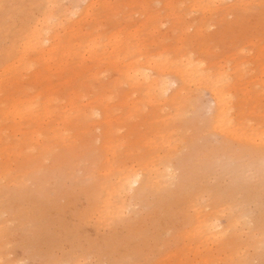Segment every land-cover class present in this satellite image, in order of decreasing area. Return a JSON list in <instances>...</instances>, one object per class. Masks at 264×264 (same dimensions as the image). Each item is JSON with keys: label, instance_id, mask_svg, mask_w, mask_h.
<instances>
[{"label": "rangeland", "instance_id": "1", "mask_svg": "<svg viewBox=\"0 0 264 264\" xmlns=\"http://www.w3.org/2000/svg\"><path fill=\"white\" fill-rule=\"evenodd\" d=\"M112 1L120 5L113 16L115 20L130 15L120 33L122 37L132 34L128 45L122 40L108 38L116 30L110 20H106L109 13L103 11L100 4L93 5L94 16L83 18L90 0H57L48 9L54 27L46 28L48 25L42 23V18L39 22V27H44L40 34L42 48L22 36L12 43V54L6 59V67L0 64V196L4 194L12 202L7 205L8 211L0 207V264H225L227 256L234 257V264H264V242L256 250L251 243L255 238H261V225L256 220L260 210L264 209V183L258 181L262 177L255 171L250 173L245 164L247 159L239 155L236 143L222 142L219 132L220 135L198 134L214 112L210 88L220 89L221 84L214 85L213 78L202 77L198 72L189 73L177 61V56L167 53L166 56L173 60L171 70L174 72L168 74L173 85L181 84L182 77L186 81L185 98L195 87L201 94L200 100L182 115L186 121L184 127H188L183 130L184 134L173 128V121L168 126L172 136L153 135L147 124L152 118L151 108L145 104L140 107L145 121L134 117L127 121L123 119L122 124L112 126L110 130H105L101 124H93L95 118L83 119L86 113L82 111L91 110L102 122V107L108 109L111 105L116 117L128 112V106L118 104L114 98L113 82L118 83L119 93L128 102L138 98L139 93L133 92L126 75L117 73V65L126 64L129 77L135 81L133 85L142 90L146 85L144 75H156L157 68L150 62L161 61L162 57L153 55L158 48L148 40H135L136 36H144L140 25L145 16L142 5L147 12L156 14L152 24H148L154 30L153 39L163 40L168 45L179 33V28L173 26L165 13L163 0ZM175 1L182 25L202 15L200 9L189 7L181 0ZM230 1L214 0L211 5L214 8L220 5V14ZM42 6L46 8L44 1ZM240 9L232 7L225 13L232 27L220 40L229 42L232 32H241L242 39H251L249 43L237 40L228 44L230 48H224L230 54L237 50H233V46L238 47L236 56L243 62L245 56L253 52L252 41L256 46H264V0H246ZM236 16L240 18L235 19ZM94 17L103 19L100 29ZM203 29L209 37L217 32L216 25L210 23ZM186 30L191 32L193 27ZM91 40L96 43L91 45ZM220 40L211 43L217 44L216 51L222 54ZM53 43L57 44L58 50L49 55ZM183 47L192 59L197 57L198 53L189 41ZM226 65L229 69L233 60H228ZM243 66L251 64L247 62ZM135 75L141 79H136ZM229 81L226 91L230 99L227 105L229 120H223L221 129L228 135H235L241 129L228 123L236 122L240 117L239 109L248 105V96L259 95L258 103L241 110L246 115L244 120L252 105L253 114L264 116V92L261 87H254L249 94L243 95L238 87H232L231 75ZM189 83H196V86ZM101 84L105 88L103 95L99 94ZM170 94L171 89H168L163 97L168 99ZM106 98L109 100L103 101L100 107L94 106L96 101ZM159 112L170 115L174 110L163 105ZM128 122L135 129L132 135L126 126ZM154 124L161 125L160 121H154ZM76 128L81 130L80 134ZM135 134L147 137L141 143V136ZM107 136H111L113 147L102 143ZM210 142L233 150L220 154L216 161L209 159ZM107 154L115 156L118 162L109 173L104 164ZM141 160L144 163L140 167L145 172L151 173L156 180L164 174L166 184L154 194L146 193L144 199L138 201L135 200L138 183L121 185L115 182L111 186L108 180L119 173L121 163L137 167ZM259 187L262 194L256 190ZM235 189L241 192L237 206L245 224L242 229L240 225L229 229L226 217L218 215L215 220L218 238L208 240L206 237L210 233L204 231L203 221L212 211L211 201L217 199L234 204L230 200L237 194ZM198 195H201L200 199ZM14 197L28 208L34 205L36 210L40 204L47 210L51 208L54 218L67 222V231L71 232L68 242L58 243L60 245L56 244L54 248L48 246L49 250L45 248V251H34L33 243L20 244L17 240L21 236L16 230L20 227L12 218V209L18 206ZM77 214H84L85 219L79 221ZM29 226L26 225L24 231H29ZM55 227L54 224V241L59 238ZM131 228L135 229V234H129ZM124 235L132 236L128 239ZM44 242H40L42 249Z\"/></svg>", "mask_w": 264, "mask_h": 264}, {"label": "bare ground", "instance_id": "2", "mask_svg": "<svg viewBox=\"0 0 264 264\" xmlns=\"http://www.w3.org/2000/svg\"><path fill=\"white\" fill-rule=\"evenodd\" d=\"M43 1L46 3L47 9L44 6H42ZM56 1L57 0H0V64L3 65L4 68L6 67L5 62H6L7 57H9L12 54V47H13L12 43H14L18 38L25 36L28 39V41L32 40L34 45L39 46L40 49L42 48L40 34L42 33V30L44 29V27H39V22L42 18L43 19L42 23L48 25L46 28L54 27V24H52L51 21L49 20L51 18V15L48 13V9L50 7H53L54 2L56 3ZM131 1H135V0H131ZM139 1L141 3H144L146 0H139ZM212 1L214 0H181V3L188 4L189 7L198 8L202 12L201 16L194 18L193 20L189 21L188 24L186 25H182V21L180 20V17L176 12V1L175 0H163L164 2L163 7H164L166 15L170 18L171 22L173 23V26L179 28V33L176 36H174V38H172L173 39L172 43L168 45L163 43V40L158 41L157 39H153L154 30L152 28H149L148 24H152L154 18L156 17V14L147 12L145 5H142L141 7L145 11V16L142 20L143 22L140 23V25L143 29L144 36L142 37L136 36L135 40L137 41L138 40H143V41L148 40L150 44H155L156 47L158 48V51L153 55L154 56L158 55L162 57L161 61L154 60L153 62H150V65H155V67L157 68L156 75L152 77H148L150 74L144 75L146 77L145 79L146 85L144 89L142 90L140 86L133 85L132 82H135V81H132V78L129 77L130 72L128 71L129 68H126L127 65L126 64L117 65V69H116L117 73L122 74L123 76L126 75V79L130 81V86L133 92H136L137 94L139 93L138 98L136 100H132L131 103L128 102V99H126V97L122 96L119 93V90L117 88L118 83L113 82L114 98L117 100L118 104H123V103L126 104L129 108L128 112L125 113L123 116L116 117L112 112L113 105H111V107H109L108 109H105V107H102V119L104 118L102 122L98 121V119L95 116H93L94 114L90 112L91 110L82 111V113H86L83 115V119L88 120L89 118H95L93 124L97 123L96 124L97 126L101 124L103 125L105 130H110L112 126L116 127L122 124L123 119L127 121L129 118L134 117L137 119H141L142 121H145L146 118L145 116H141L143 114H141L142 109L140 108L141 104H145L146 106H149L151 108L152 118L147 120V124L149 128L152 129L153 135L172 136L171 134L172 130H170L168 126L173 121H174L173 128L179 129L180 132L184 134L185 133L184 131H186L188 127H184L186 121L183 120L182 115H184V112L187 109L195 105L200 100L201 94L198 91L197 87H195L196 83H189L188 85H194L195 88L190 90V93H189L190 95L187 98H185V94L187 93V91H185L186 81L182 77H181V84L173 85L174 81L168 75L174 72V70H171V63L173 60L166 56L167 53H170L173 56H177V61L180 62L185 67V69L189 71V73L194 74L195 72H198V74L202 77L213 78L212 83L214 85L217 86L218 84H221L222 86L220 89L218 87L210 88V95L214 101V112L212 113L211 118L209 117L207 119V122L204 125V127L198 131L199 136H208L210 134L220 133L222 142L232 141L236 143L238 146L237 151L239 155H243V157L247 159L245 161V164L246 166H248L250 173H253V171H255L258 176L262 177L258 181H260V183H264L263 182V179H264V116H260V115L256 116V114H253L254 105L250 106L251 109L248 114L249 116L246 120H244L246 115L242 114L241 112V110L246 108L249 104L251 105L252 103H258L259 95H256L254 93V95L248 96L250 103L248 102V105L246 107L241 106V108L239 109L240 117L236 120V122L228 123L234 128L241 129L239 133L235 135L233 134L228 135L225 131L221 129L223 120L225 119L227 121L229 120L227 116V110H228L227 105L230 99H229V96L226 94V91L228 89L227 86L230 82L229 81L230 75L232 76V79H233L232 87L233 88L238 87L243 92V95L249 94L254 89V87H261L262 91L264 92V46H256L257 44L255 45L254 42L252 41L251 43L253 44V47H252L253 52L247 54L245 56L246 60L243 62L240 61L236 56V54L239 52L238 47L233 46L232 47L233 50L237 49L236 52L227 54L224 51V48H230L228 46L229 43H234L237 40H241L242 39L241 36L243 33L232 32V39L229 42L220 40L232 27L229 23L230 21L226 19L225 13L227 12L228 9L232 7H234L235 9L238 8V10L241 11L240 8L245 6L246 0H232L228 2L226 4L227 7L224 8L225 11L220 13L221 15L218 14V10L221 8V6L216 5L215 8L212 7L211 5ZM94 4H100L103 11L107 10V12L109 13V16L106 18V20H110L111 24H113L115 27L116 31L112 35H110L108 38H111L113 40H122L125 45H128L129 42H131L130 37L132 34L128 33V34H125L124 37H122L120 33L123 32L125 28V23L130 19V15L125 17L123 20H115L113 16L118 13L120 5L115 4L112 0H90L88 5L85 6L86 9L83 13V18L94 16L93 9H92ZM239 18L240 16L235 17V19H239ZM94 19L97 22V26L100 29L103 25V19H100V17H94ZM20 21H23L22 24L20 23ZM208 23L214 24L217 27L216 29L217 32L214 33L211 37H209L208 33H206L203 29ZM19 24L20 26H18ZM189 26L193 27V30L191 32H187L186 30V28ZM262 30L264 31V27H262ZM217 40H220L218 44L222 45V48H223L222 54L216 51L217 44L211 43ZM242 40L245 43H249L251 41V39L249 40V39H246L245 37ZM188 41L189 43L193 45L194 50L198 53L197 57L194 59H192L191 56L188 55L187 52L184 50L183 45L184 43ZM94 43H96V40H91V45ZM57 50H58L57 44L53 43L49 49V55L52 52L53 53L56 52ZM44 59L46 58L44 57ZM228 60H233V65L231 67L229 65V69H227L228 66L226 65ZM247 62L250 63L251 66H243V64ZM135 77L138 80L141 79V76L135 75ZM246 77H248V79H245ZM168 89H171V94L169 98L166 99L163 96ZM104 90H105L104 84H101L99 94L103 95ZM108 100H109L108 98L104 100L100 99L96 101L97 103L94 106L98 108L102 105L103 101H108ZM109 104H112V101ZM163 105L171 106L174 112L170 113V115L168 114L160 115L159 110ZM238 106H240L239 102H238ZM243 113H245V110H243ZM248 120H250L251 122L247 123ZM154 121H160L161 125L154 124ZM143 123L146 125L145 122ZM126 126L129 132L131 133V135L134 134L135 129L132 127V124L128 122ZM76 129L77 131H79V134H80L81 130L79 128H76ZM149 134H152L151 131H149ZM135 136H141V139L139 141L141 143L144 141V138L147 137L145 135L142 136V134H138V135L135 134ZM254 136L255 138L252 139ZM103 139L104 141H102V143H105L106 145L113 147V142H112L113 140L111 136H107ZM135 140L138 141V138ZM115 143L117 144V142ZM73 148L75 149L76 146ZM209 148H210V152H209L208 157L209 159H212L215 161L217 160L220 154L230 153V150H233V149H230L229 147H223L221 144L219 145V144L211 143V142L209 143ZM112 149L113 148H110V150ZM127 149L128 147H126V151ZM199 153L200 152L198 151V154ZM143 163H144V160H141V162L137 164V167H133V165L124 166L121 163L120 166H118L119 173L113 174L112 175L113 179L108 180V183L111 186H113L112 184L115 182H119V184L121 185L127 184L128 182L138 183L137 187H135L138 190V192L136 193L137 195H136L135 200H138V201H139V198L143 200L146 193H153V194L156 193L157 191H159L160 189L164 187L163 185L166 184L165 182L166 176L161 173L160 176H158V180H156L154 176H150L151 173H149L148 171L145 172V170H143V168L140 167L143 165ZM104 164H105V169L109 173L118 164V162L115 156L113 155L108 156L107 154L106 161L104 162ZM86 169L87 168H85V170ZM92 169L93 168L91 167V171ZM245 178H249V176H246ZM251 184L252 182L250 183V186ZM106 187L107 189L110 188L109 186H106ZM235 190L237 194L234 196L232 200H230L234 204H231L229 202L223 203L222 201L217 200V199H213L211 201L210 204L213 205L212 211L206 214V218L203 221L204 231L210 233V236L206 237L208 240L214 241L215 240L214 238H218L217 237L218 234L215 230L216 229L215 220L218 215H223L226 217L227 226L229 229H234L235 227H238V225H240L239 227L242 229V226L245 224L242 215L238 212L239 208L237 206L239 202L238 199H241V197L239 196L241 192L237 189ZM247 190L248 189L244 190V193ZM256 190L259 192V194H262L261 187L257 188ZM131 192H133V190H131ZM214 192L217 193L216 191ZM198 198L200 199L201 195H198ZM191 199L193 202L192 197ZM35 200H38V199H35ZM14 202L18 203V206L12 209V211H14L12 218L18 221V226L20 228L18 229L16 225V228H17L16 230L18 231V235L21 236V237L18 236L20 239L17 240L18 237H16L15 240L19 241L20 244H23V243L32 244L33 243L34 251H37V250L45 251V248L49 250L48 246H50L51 248H54V245L58 243L62 244V243L68 242V236L70 237L71 232H68L69 230L67 231V228H66L67 225L65 224L67 222L61 221L59 217L54 218V211L50 210L51 209L50 205L47 206L50 208L49 210H47L48 208L46 209L45 206L41 204L38 205L37 209L35 210L36 206L34 207V205H32L31 207L28 208L24 206L22 202L18 200L17 197H14ZM8 203L12 204V202L10 201V198L5 197L4 194L1 195L0 196V207L3 208V210L8 211V208H7ZM260 211L261 212L258 214V218L256 222H258L261 225V232H260L261 238L260 239L255 238L251 242L252 247L255 250L259 249L262 243L264 242V209ZM64 212H66V210ZM70 213L68 210L69 215ZM77 218L79 221H82L85 219L84 214L80 216L79 214H77ZM54 224L56 226L55 230L59 234V238H57L56 241H54ZM26 225H30L28 228L29 231L27 230L24 231ZM73 227L75 226H72V228ZM12 228H15V227L13 226ZM125 230L127 231V229ZM134 231H135L134 228L129 229V234H133ZM12 232H13V229H12ZM148 232L146 230L147 234ZM124 236L127 237V235H124ZM131 236L127 238L129 239ZM249 237L252 238L251 234L249 235ZM79 238H80V235H79ZM144 240H146V238ZM125 241L126 240L124 239V242ZM40 242H44L45 247L43 249L40 247ZM118 242L119 241H117V243ZM88 247L90 246L88 245ZM112 247H113V244H112ZM69 252L71 253V250ZM123 253H126V252H123ZM225 264H234V257L227 256V258L225 259Z\"/></svg>", "mask_w": 264, "mask_h": 264}]
</instances>
